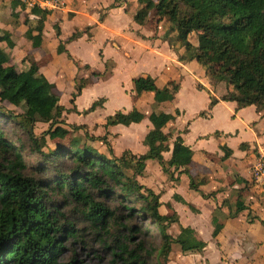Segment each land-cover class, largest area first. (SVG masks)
<instances>
[{
    "label": "trees",
    "instance_id": "1",
    "mask_svg": "<svg viewBox=\"0 0 264 264\" xmlns=\"http://www.w3.org/2000/svg\"><path fill=\"white\" fill-rule=\"evenodd\" d=\"M12 1L14 6L23 4L20 0ZM113 1L117 4L122 0ZM149 6L154 7L153 18L166 20L171 23L170 29L178 30V40L187 52L180 56L181 60H196L205 67L213 85L227 82V94L220 99L211 94L210 109L220 100L235 101L238 108L255 105L258 110L264 109V0H150L135 15L139 23L149 17ZM44 27L43 18L36 26L29 27L30 31L37 32L34 37L37 46L41 45ZM56 28L60 35L59 26ZM192 33L197 35L196 43L190 40ZM78 36L73 34L67 42ZM3 41L11 48L16 44L9 32L0 30V43ZM58 52H67L79 65L65 42H60ZM91 76L106 77L107 72H92ZM133 82L137 93H154L151 114L154 127L146 135L145 154L137 155L130 150L116 154L109 132L95 136L89 133L87 125L71 124L64 116V112L76 110L75 100L85 86L83 80L76 84L72 95L74 107L67 108L60 103L54 82L40 74L35 66L29 74L18 70L0 46V120L18 122L28 132L32 153L38 154L37 161L28 166L24 161V147L0 127V264H76L74 259L69 263L61 261L65 243L79 239L80 230L74 222L60 221L59 201L80 211L98 241L110 249L112 259L102 264H150L149 259L154 256L158 264H167L173 244H179L184 251L199 252L207 246L189 226H181L176 237L170 234V225L179 221L178 213L167 203L169 212L162 214L161 195L139 179L145 174L147 161L154 160L171 181L186 175L190 188L199 190L194 151L180 135L171 150V135L165 130L168 120L175 115H166L163 106L175 98L179 85L175 84L172 89L159 87L151 75L138 76ZM103 101L104 98L95 101L89 110ZM9 105L19 111L9 109ZM38 113L46 114L50 123L39 136L34 132ZM140 120L139 109L134 107L129 112L109 115L104 127L130 125ZM83 130L84 141L73 135ZM49 140H56L54 148L48 147ZM96 142H102L106 152L100 151ZM170 150L171 158L166 159L164 153ZM27 169H33V174L27 175ZM175 198L188 204L179 195ZM111 201L120 202L126 217L148 216L157 225L161 245L154 249L144 238L138 239L136 235L148 229L129 226L116 214L117 208ZM242 209H249L250 222L258 220L264 225V219L253 216L250 207L245 205ZM212 221L213 237L218 238L224 224L216 214ZM123 229L128 230L127 235Z\"/></svg>",
    "mask_w": 264,
    "mask_h": 264
},
{
    "label": "crops",
    "instance_id": "2",
    "mask_svg": "<svg viewBox=\"0 0 264 264\" xmlns=\"http://www.w3.org/2000/svg\"><path fill=\"white\" fill-rule=\"evenodd\" d=\"M20 1L24 5L14 6L12 0H0V30L9 32L16 42L13 48L5 41L0 43L10 56V64L27 74L35 66L40 74L57 85L60 103L67 108H70L68 102L71 103L76 84L83 80L85 86L75 100L76 110L64 112V116L66 118L70 114L79 113L84 115L95 101L104 98L103 103L87 116L97 111L106 113L96 122L98 121L104 134H111L116 154H122L125 150L137 155L145 154V138L154 127L151 120L154 93H137L134 78L151 75L159 87L172 89L175 84L179 85L175 98L163 106L166 115H175L174 119L168 120L165 130L171 135V150L175 139L180 135L184 143L194 151V171L198 173L199 190L190 188L186 175L180 176L178 181H171L164 174L162 166L154 160L147 161L145 174L139 179L161 195L162 214L169 212L167 203L178 213L179 221L169 227L170 230L175 228V232L170 234L176 237L181 226H189L195 230L199 240H204L205 229H208L211 236L205 238L207 246L201 252H204L205 255L201 257L208 264H213L207 252L212 241L220 264H245L244 253L239 256L233 253L223 254L225 247L222 239L227 233L232 239L242 241L245 227L249 230L258 224L262 225L258 220L249 222V209H242L245 205L264 219V183L259 176L256 180L253 178L252 169L258 163V155L264 156V109L258 110L255 105L238 108L237 102L226 100H220L210 109L211 94L218 99L227 94V82L213 85L205 67L196 60L180 59L186 50L175 42L171 35L174 33L168 32L169 22L156 20L153 18L154 12H150L149 17L139 23L135 15L144 5L137 6L138 0H122L117 4L113 0ZM41 18L45 21V27L41 45L37 46L34 38L37 32L30 31L29 27L36 26ZM26 19L29 20L28 24ZM75 21L78 22L77 26L72 25ZM56 26L60 28V35L57 34ZM75 33L79 36L67 42ZM61 41L65 42L66 49L82 68L69 58L67 52H58ZM75 47L79 50H75ZM85 50L94 54L89 55ZM86 65L88 68L83 67ZM92 72H107V76L94 78L91 76ZM187 81L190 82L188 90ZM103 82L108 86L107 92L90 94ZM200 92L207 101L205 114H202V110L193 109L195 97ZM121 95L127 102L123 101ZM86 97L85 105L81 106V99ZM112 104V109L108 111ZM134 107L139 109V122L117 124L105 129L104 124L109 115L117 111L129 112ZM67 121L70 123L69 119ZM204 123L213 125L207 128ZM83 124L88 127V124ZM118 140H127L120 150L115 147ZM97 143L103 146L99 147ZM95 145L100 151L106 152V146L102 142H96ZM171 150L164 153L166 159L171 158ZM226 152H230L227 157ZM175 195L181 196L188 204L176 199ZM189 204L196 210H192ZM215 214L224 224L218 238L213 237L212 219ZM262 226L260 230L264 232V225ZM262 239L264 240L263 237ZM260 242L259 247L258 243H248L252 245V255L246 264L253 262L256 251L264 250V241ZM177 245L180 248L179 256L197 253L195 250L184 251ZM175 248L176 244H173L169 258L176 255Z\"/></svg>",
    "mask_w": 264,
    "mask_h": 264
},
{
    "label": "rangeland",
    "instance_id": "3",
    "mask_svg": "<svg viewBox=\"0 0 264 264\" xmlns=\"http://www.w3.org/2000/svg\"><path fill=\"white\" fill-rule=\"evenodd\" d=\"M149 2H150V0H138L137 6H143V5L145 6V5H148ZM148 11L153 13L154 7L149 6ZM72 25L77 26L78 22L75 21V23ZM168 25H169L168 32L174 33L171 35L174 36L175 42H178V44H180L182 47H184L182 42L180 40H178V30L177 29H170L171 23H168ZM191 40L194 43L197 42L196 33L191 34ZM97 42H99V34L97 35ZM75 50H79V48L75 47ZM85 51L89 55H91V53H92L89 50H85ZM92 54H94V53H92ZM185 55H187V52L185 53ZM103 84H105V85H103ZM107 87H108L107 84L105 82H103V83H101V85L96 86L95 90L93 92H91L90 94H98L99 95L103 91L107 92V90H106ZM189 87H190V82L187 81V90ZM120 97H123V101L127 102V100L124 98V96L121 95ZM86 100H87V97L84 99H81V106L85 105ZM195 100H196L195 108H193L194 111L195 110H202L204 112V110H206V103H207L205 95L200 92L196 95ZM68 105L70 106V108L73 107L70 102H68ZM7 107L9 109H15L16 111H19V109L12 107L11 105H9ZM112 107H113V104L107 110L108 111L111 110ZM89 112H90V110L84 112L83 113L84 115H81V113L70 114L66 118L69 119L71 124H75V123H77V124L81 123L82 125H83V123L88 124V131L90 134H93L95 136L99 135V134H104L100 125L98 124V121L96 122V120L98 118H103L104 115H106V113L104 111H97V112H94L91 115L87 116L89 114ZM188 112L191 113L189 110H188ZM37 119L38 120L36 121L35 126H34V132L36 135L39 136L40 134H42V132L44 130L48 129L50 123H49V117L46 114L38 113ZM203 125H205L207 128H210L213 124L204 123ZM0 127L3 128V130L5 131V133L7 134L8 137H10L15 142H17L18 145H22L24 147V150H23L24 151V161L28 166H30L32 163H35L37 161L38 154L36 152L32 153L31 141L29 139L28 132L22 126H20V124L18 122L16 123L14 121H9V120L6 121V120L1 119L0 120ZM84 132H85V130H83V132L78 131V132L74 133L73 135L78 136L79 138H81L84 141V138H85ZM65 140L68 141L69 138H65ZM125 143H127V140H118L116 143V146H115V143H114V146L116 147L117 150H120L125 145ZM55 145H56V140H49V145H48L49 148H54ZM97 145L99 147L103 146L101 143H97ZM261 155H258V157H257L258 163L256 166L254 165L252 168L253 169V178L255 180L258 179L257 167L259 165H262V168H264V156H261ZM252 165L253 164H251V166ZM25 173L27 175H32L33 169H27V170H25ZM56 200L59 201V199H57V198H56ZM99 200L104 201L103 198H99ZM59 204H60L59 211L62 213V215L60 216V221L62 223L66 222V221L74 222V223H76V228L78 230H80V233H79L80 238L79 239H70L65 243V250H64V253L61 257V261L63 263H69L72 261V259H74L76 264H102V263L110 261L112 259L110 249H106L105 246L102 245L98 241V236L96 237L94 232L90 229L88 222L84 219V217L82 216L80 211L76 210V208L73 205L62 204L60 201H59ZM111 204L117 208L116 214L119 216H122L123 217L122 220H124L129 226H133V225L134 226H140V227L144 226V228L148 229V232H144L142 234L136 235V237L138 239L144 238L145 241L147 242L148 246L153 247L154 249L161 245L162 237H161L160 232L158 231L157 225L152 223L151 220L148 218V216L143 217L140 214L141 216H138V217H129V216L126 217L127 212L123 208V206H121L120 202L111 201ZM251 214L253 216L255 215L254 212H251ZM248 219H249V216H248ZM249 222H250V219H249ZM260 227L262 228L263 226L258 224V226H255L253 229H249L250 231L248 230L247 227H245V235H244V237H243L244 239L242 241L232 239L231 235L225 233L223 236V239H222L223 245L225 247V249L223 250V254L229 255V254L233 253V255L239 256L240 253H244L243 263L246 264L247 259L250 260V257L252 255V245H249L248 243L249 242L258 243V247H259V246H261V243H262L260 241L261 240L264 241L262 239V237L264 238V232L260 230L261 229ZM122 231H123V234L127 235L128 230L123 229ZM168 232L174 233L175 228L171 229V230L169 229ZM236 234L239 235V233H236ZM210 236H211V233L208 231V229H205V235L203 237L204 240H206ZM239 237L241 238V235ZM177 246L178 245L176 244V248L174 251V253H176V255H172V257L169 258L170 262L168 261L167 264H199V262H201L203 264H208L207 261L201 257V255H205L204 252L201 253V252L197 251V253H195V255L186 254L185 257L183 255L179 256L180 255V248H177ZM207 252H208V257L211 259V262H213V264H220L218 262V260H219L218 253L215 252L214 241L211 242V245H210ZM223 254H221L222 259L226 262ZM253 259H254L253 262L249 261V263H251V264H264V250H262L260 252L256 251ZM149 260H150V264H158V262H157L158 260H157L156 256L150 258ZM172 260H173V263H171Z\"/></svg>",
    "mask_w": 264,
    "mask_h": 264
},
{
    "label": "built area",
    "instance_id": "4",
    "mask_svg": "<svg viewBox=\"0 0 264 264\" xmlns=\"http://www.w3.org/2000/svg\"><path fill=\"white\" fill-rule=\"evenodd\" d=\"M257 176H259L264 183V168H262V165L257 167Z\"/></svg>",
    "mask_w": 264,
    "mask_h": 264
}]
</instances>
